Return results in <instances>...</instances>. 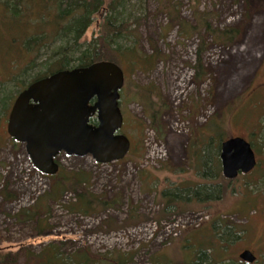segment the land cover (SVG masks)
I'll return each mask as SVG.
<instances>
[{
  "label": "rangeland",
  "instance_id": "rangeland-1",
  "mask_svg": "<svg viewBox=\"0 0 264 264\" xmlns=\"http://www.w3.org/2000/svg\"><path fill=\"white\" fill-rule=\"evenodd\" d=\"M169 1L131 0L120 8L121 17L132 23L131 28L139 35L123 38L120 45L127 48L136 44L143 58L154 54L156 48L160 53L147 68L129 67L128 61L122 67L128 81L120 101L124 115L121 132L131 140L129 153L108 164H99L92 156L62 153L57 157L60 168L90 175V191L117 200L107 211L92 214L68 210L66 206L76 201L74 191L66 192L60 200L49 199L51 180L34 169L25 147L8 133L9 114L22 91L20 86L29 85L44 72L40 63L49 53L42 50L37 53L36 67L16 72L20 66L26 68L29 59L23 60L24 48H11L5 43L7 36L14 38L0 16V251L16 255L15 264H40L39 256L50 244H56L69 262L71 255L88 251L98 259L111 255L109 259L117 260L119 254H125L130 260L124 264H239L238 253L249 249L258 255L254 264H264L263 163L258 170L228 184L212 179L228 185L221 200L190 202L186 204L189 209H170L157 219L164 206L165 189L192 187L209 179L197 169L196 156H188V151L199 134L206 138L203 141L208 139L211 123H217L215 128L224 132L222 143L232 136H242L251 144L256 124L260 119L264 124V0ZM173 2L190 25L196 23L194 11L198 8L210 14L215 27L232 28L238 33L228 45L208 37L204 62L209 78L200 86L193 82L200 38L198 33L182 37L178 25H168L169 14L162 3ZM5 12L0 6V14ZM99 15L84 40H91L98 32L105 16ZM35 56L31 53L29 58ZM138 87L152 91L153 100L165 104L163 136L159 137L152 127L143 105L132 99ZM261 136L259 141L264 129ZM164 152L166 156L159 159ZM257 159L264 160V147ZM6 193L15 198L5 199ZM130 205L137 206L147 219L124 224ZM35 210L41 213L40 218L24 215ZM179 221L183 223L180 234L169 236L164 225ZM47 251L46 262L58 264L55 248ZM202 251L207 252L206 258L199 257ZM28 252L33 254L29 256L31 262Z\"/></svg>",
  "mask_w": 264,
  "mask_h": 264
},
{
  "label": "trees",
  "instance_id": "trees-1",
  "mask_svg": "<svg viewBox=\"0 0 264 264\" xmlns=\"http://www.w3.org/2000/svg\"><path fill=\"white\" fill-rule=\"evenodd\" d=\"M130 1L131 0H0V6L6 10L4 14H0V16L3 15L4 17L2 19V24L12 30V35L15 39L10 40L8 39L10 36H7V38L4 39L5 43L11 48H14L15 45L24 48L23 60L29 59L26 68L23 69L22 66H20L15 71L21 70L24 72L29 68L36 67L35 63L38 58L37 53L42 50V52L49 53L48 57L40 63L41 67H44L45 70L43 73H40L38 77L30 81L29 84L60 70L85 67L102 60L116 62L122 67L124 62L128 61L127 65H129V67L147 68L150 63H154L158 59L160 53L157 48L154 49V54L146 55L145 58H143L136 44L127 48H123L120 45L122 39L128 38L130 35H135L137 38L139 37L137 29L131 28L132 23H129L121 17L122 12L120 8ZM172 1L170 0L169 2ZM162 5L169 14L168 25H178L182 37H192L195 33L199 35L200 42L196 53V62L193 64V82L200 86L209 78V70L204 62V54L208 48V37H211L216 43L228 45L238 33L232 28L221 29L215 27L213 23L210 22V14L198 8L194 11L196 23L195 25H190L182 18L181 12L175 2L171 4L172 7H170L171 5L169 3H162ZM102 13L105 16H103L104 19L99 25L98 32L91 36V40H84V36L98 20L99 14ZM16 28L20 29L19 33L16 31ZM201 31L204 33H201ZM57 41L59 44L55 45ZM31 53L36 54V56L29 58ZM16 74L17 73L14 75L16 76ZM0 85L3 84L0 83ZM27 86L28 85L20 86V90L25 89ZM6 98L7 97H4L3 101ZM132 99L143 105L152 127L159 137L163 136L161 121L163 112L165 111V104L154 101L152 91L147 89L143 91L140 87L135 90ZM216 124L217 123L213 122L208 126L210 132L207 140L203 141L206 138H203L202 134H199L194 141L190 142L191 147L188 151V156H196L197 169L209 179L192 187L178 185L170 189H165L162 192V202L164 206L157 219H161L170 209H174L175 212L189 209L186 204L190 202H195L197 204L206 201L221 200L228 191V185L225 186V184L219 181L211 182V180L219 178L221 182L225 181V183L228 184L238 178L227 179L223 175L220 150L222 145L221 141L224 139V132L217 130L215 128V126H217ZM263 129L264 124L260 119V122L256 124L252 133V146L256 154H262V149L264 147V137L262 141H259V138L262 137L261 132ZM257 131L260 132L258 133ZM12 140L18 143L14 139ZM201 140L203 141V148H201V145L199 149H196L195 146H198ZM201 149H205L206 153H202ZM263 161V159L258 161L257 166L251 172L258 170L260 168L259 166L262 163L264 164ZM247 174L242 173L240 175ZM48 178L51 180L53 186L52 191L48 194L49 199L60 200V197L66 194V192L74 191L76 201L66 206L71 212H79L82 214L104 212L114 207L117 202L116 199H109L90 191L88 182L91 177L86 172L66 171V169L62 167L56 174L49 175ZM13 198H15L14 195L5 194V199L12 200ZM138 209L137 206L130 205L124 224L134 225L147 219L139 213ZM24 215L28 218H40L42 216L38 210L31 213L24 212ZM113 222L115 221L113 220ZM49 248H55L54 257L59 260L58 264H109L112 261L116 262V264H124L127 260H130L126 258L125 254H119L117 260L109 259L111 255H105L98 259L95 256L92 257L91 253L86 251L71 255L72 262H69L68 258L59 251L56 244H50L45 247L39 256L41 262H44V264H53L52 262H46L44 258L45 253H49V251H47ZM206 253L207 252L204 251L199 252V257H201V259L206 258ZM32 255V253H27L28 261H30L29 256ZM17 261L18 258L16 255L0 251V264H15ZM41 262L40 264H42ZM185 264L194 263L187 262Z\"/></svg>",
  "mask_w": 264,
  "mask_h": 264
},
{
  "label": "water",
  "instance_id": "water-1",
  "mask_svg": "<svg viewBox=\"0 0 264 264\" xmlns=\"http://www.w3.org/2000/svg\"><path fill=\"white\" fill-rule=\"evenodd\" d=\"M125 80L122 66L109 60L38 79L18 94L9 114L8 133L47 175L59 171L56 158L61 153L92 156L99 163L121 160L131 149L130 138L121 132ZM220 158L227 179L247 174L258 164L256 151L242 136L223 141ZM241 257L249 262L256 259L250 250Z\"/></svg>",
  "mask_w": 264,
  "mask_h": 264
},
{
  "label": "built area",
  "instance_id": "built-area-1",
  "mask_svg": "<svg viewBox=\"0 0 264 264\" xmlns=\"http://www.w3.org/2000/svg\"><path fill=\"white\" fill-rule=\"evenodd\" d=\"M165 156H166V152H164V154H162V155H159L158 158L163 159V157H165ZM197 216L198 215H195L196 219L198 218ZM204 217H208V216L207 215L206 216H200L199 220L203 219ZM193 218H194V216H193ZM185 223H187V222H185ZM182 224H181V221L176 222V223H167L164 225L163 229L165 228V232H170L169 236L175 237V236H178L180 234V232L182 230ZM145 229L147 230L149 228L145 227ZM156 229H158L157 226H156ZM150 230H152V228H150Z\"/></svg>",
  "mask_w": 264,
  "mask_h": 264
},
{
  "label": "flooded vegetation",
  "instance_id": "flooded-vegetation-1",
  "mask_svg": "<svg viewBox=\"0 0 264 264\" xmlns=\"http://www.w3.org/2000/svg\"><path fill=\"white\" fill-rule=\"evenodd\" d=\"M222 164V163H221ZM221 237H222V235H220ZM221 239H225V238H221ZM228 247V246H227ZM246 250H249V249H243L241 252H239L238 253V260H239V264H254L255 262H257L258 261V255L255 253V252H253L254 253V255L256 256V259H255V261H253V262H249V261H247V260H245V259H243L242 257H241V254L244 252V251H246ZM251 251V250H250Z\"/></svg>",
  "mask_w": 264,
  "mask_h": 264
},
{
  "label": "bare ground",
  "instance_id": "bare-ground-1",
  "mask_svg": "<svg viewBox=\"0 0 264 264\" xmlns=\"http://www.w3.org/2000/svg\"><path fill=\"white\" fill-rule=\"evenodd\" d=\"M207 162V161H206Z\"/></svg>",
  "mask_w": 264,
  "mask_h": 264
}]
</instances>
